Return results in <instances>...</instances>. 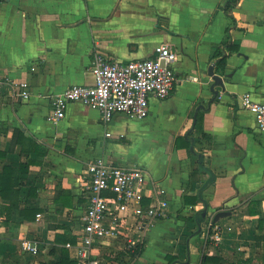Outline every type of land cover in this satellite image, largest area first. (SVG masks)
Listing matches in <instances>:
<instances>
[{
  "label": "crops",
  "instance_id": "crops-1",
  "mask_svg": "<svg viewBox=\"0 0 264 264\" xmlns=\"http://www.w3.org/2000/svg\"><path fill=\"white\" fill-rule=\"evenodd\" d=\"M229 1L0 0V174L29 163L33 186L15 187L20 208L30 200L41 209L33 220L13 210L7 221L11 200L0 198V264H58L65 252L74 261L66 244L76 242L87 168L100 157L142 166L144 205L157 203L159 189L167 202L139 256L120 244L96 248L101 264H203L204 256L264 264V131L240 103L246 93L264 102V0H239L226 12ZM228 29L235 52L221 75L214 57ZM160 45L177 53L180 81L169 98L150 99L148 118L118 114L104 125L97 110L73 102L65 119L48 120L53 96L94 85L95 54L128 63ZM211 66L224 78L217 98ZM18 82L29 84V99L16 98ZM23 239L39 253L24 252Z\"/></svg>",
  "mask_w": 264,
  "mask_h": 264
},
{
  "label": "built area",
  "instance_id": "built-area-1",
  "mask_svg": "<svg viewBox=\"0 0 264 264\" xmlns=\"http://www.w3.org/2000/svg\"><path fill=\"white\" fill-rule=\"evenodd\" d=\"M177 53L165 45L157 46L154 56L121 63L102 54H95L92 62L93 86H71L52 97V113L48 120L58 123L65 119L69 105L79 102L100 113L104 125L123 114L130 119L144 120L150 116V99L169 98L180 79L175 70ZM21 101L30 98L27 82L11 83ZM240 103L250 112L260 131H264V102L255 101L250 93L241 95ZM107 137L111 133L107 132ZM83 191L87 195L85 209L80 216L76 242L67 243L76 264H101L94 253L96 248L107 249L117 244L124 251L135 252L143 243L145 231L166 216V190L159 189L157 203L146 206L145 187L149 182L147 171L139 165L115 166L104 158L88 165ZM214 228L210 221L207 231ZM219 240L220 237L215 235ZM24 252L37 255L39 244L23 239Z\"/></svg>",
  "mask_w": 264,
  "mask_h": 264
},
{
  "label": "trees",
  "instance_id": "trees-1",
  "mask_svg": "<svg viewBox=\"0 0 264 264\" xmlns=\"http://www.w3.org/2000/svg\"><path fill=\"white\" fill-rule=\"evenodd\" d=\"M238 2L239 0H230L224 6L225 11L228 12V10L231 7L237 5ZM230 30L231 29L227 30L229 41L224 45L223 48H221L218 52L215 53V57H214L217 61V69L221 75L225 73L227 59L235 52V47L230 37ZM198 127L199 126L197 124V129ZM205 137L206 136L204 135L203 138L196 139L195 145L201 146L202 148L203 145L201 143L203 142V139ZM200 164L203 165V158H200ZM29 169H30L29 163H22L18 168L5 167L4 171L0 174V198L4 200H11L10 205H8L7 207H4L2 210V214L8 215L6 216L7 221L10 220V215L13 212V210H19L20 215L25 220H33L41 212V209L37 205H33L30 202V200L28 201L29 205L27 204V206L23 209L20 208V204H19L20 191L16 190L15 187L20 186L25 181L30 186H33V183L28 179ZM212 181H214V177ZM32 191H33V196L30 194L31 200L34 198V195L36 193V190L31 189V192ZM188 199H189L188 197H185L184 199L185 206L192 202V201H189ZM201 199L202 197L200 198V200ZM195 202H196V198H195V201H193V204H195ZM250 212L255 213L254 211H252V209H250ZM201 216L202 214L199 213L198 217L200 218ZM143 245L144 244L142 243L137 246V249L135 250V252H133L134 256L135 254L139 256V254L143 252V248H144ZM218 261L219 259L214 258V257H210V256L203 257V262H204L203 264L218 263ZM171 262H173V260H171ZM74 263L75 262L70 259L68 253L65 252L62 257V260L58 264H74Z\"/></svg>",
  "mask_w": 264,
  "mask_h": 264
},
{
  "label": "water",
  "instance_id": "water-1",
  "mask_svg": "<svg viewBox=\"0 0 264 264\" xmlns=\"http://www.w3.org/2000/svg\"><path fill=\"white\" fill-rule=\"evenodd\" d=\"M209 75L213 79L214 83L211 86V90L215 95V98L219 96V92L215 90V87L217 86H224V78H222L220 75L215 74L214 66H211L209 69ZM203 107V106H201ZM197 117V115H196ZM193 150V148H191ZM207 214V209L203 210V215L205 216Z\"/></svg>",
  "mask_w": 264,
  "mask_h": 264
},
{
  "label": "rangeland",
  "instance_id": "rangeland-1",
  "mask_svg": "<svg viewBox=\"0 0 264 264\" xmlns=\"http://www.w3.org/2000/svg\"><path fill=\"white\" fill-rule=\"evenodd\" d=\"M185 248V247H184ZM186 250V249H185Z\"/></svg>",
  "mask_w": 264,
  "mask_h": 264
}]
</instances>
